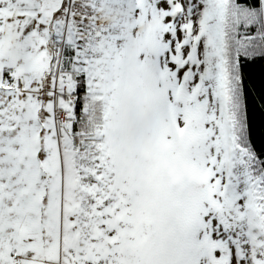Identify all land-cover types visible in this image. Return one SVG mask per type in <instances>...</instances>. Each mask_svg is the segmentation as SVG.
Returning a JSON list of instances; mask_svg holds the SVG:
<instances>
[{
	"label": "snow or ice",
	"instance_id": "snow-or-ice-1",
	"mask_svg": "<svg viewBox=\"0 0 264 264\" xmlns=\"http://www.w3.org/2000/svg\"><path fill=\"white\" fill-rule=\"evenodd\" d=\"M0 264H264V0H0Z\"/></svg>",
	"mask_w": 264,
	"mask_h": 264
}]
</instances>
